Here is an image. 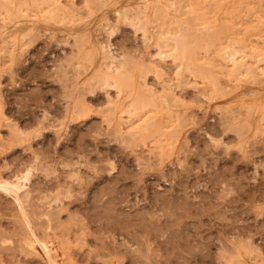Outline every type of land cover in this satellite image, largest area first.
<instances>
[{
	"label": "rangeland",
	"instance_id": "rangeland-1",
	"mask_svg": "<svg viewBox=\"0 0 264 264\" xmlns=\"http://www.w3.org/2000/svg\"><path fill=\"white\" fill-rule=\"evenodd\" d=\"M50 1L0 0V179L32 171L55 260L264 264V0ZM102 64L131 83L102 86ZM139 97L142 120L122 114ZM13 203L0 190V264H48Z\"/></svg>",
	"mask_w": 264,
	"mask_h": 264
},
{
	"label": "bare ground",
	"instance_id": "bare-ground-1",
	"mask_svg": "<svg viewBox=\"0 0 264 264\" xmlns=\"http://www.w3.org/2000/svg\"><path fill=\"white\" fill-rule=\"evenodd\" d=\"M47 1H50V0H47ZM52 1V0H51ZM50 1V2H51ZM89 1H92V0H89ZM53 2H55L54 0H53ZM45 3V2H44ZM47 3V2H46ZM56 3V2H55ZM93 3V2H92ZM3 4V3H2ZM37 4V3H36ZM53 4V3H52ZM52 4H50V5H52ZM12 5V4H11ZM93 5V4H92ZM96 5V4H95ZM98 5V4H97ZM165 5V4H164ZM3 6V5H2ZM159 6V5H158ZM52 7V6H51ZM241 7V6H240ZM166 8V7H165ZM5 9V8H4ZM91 9V8H90ZM94 9V8H93ZM6 10V9H5ZM157 10H158V8H157ZM64 11V10H63ZM159 11V10H158ZM232 11V10H231ZM8 12V11H7ZM65 12V11H64ZM66 13V12H65ZM63 14V13H62ZM156 15V14H155ZM27 17V16H26ZM65 17V16H64ZM52 18V17H51ZM59 18H61L60 16H59ZM67 18H69V17H67ZM165 18H166V15H165ZM7 19V18H6ZM248 19V18H247ZM70 22V21H69ZM53 23H54V21H53ZM72 23V22H71ZM250 25V24H249ZM264 25V24H263ZM248 26V25H247ZM251 26V25H250ZM255 26V25H254ZM249 29V28H248ZM253 29V28H252ZM190 34V33H189ZM191 35V34H190ZM77 38H80V37H77ZM191 38V37H190ZM188 39V37H187V33H181V34H179L178 35V37H176L174 40H175V54H173V57H175V58H178V60L179 59H182L183 60V58H185V56H186V54L188 53L189 54V46L187 45V41H189V39ZM22 40V39H21ZM169 40V38H165L164 39V42H166L167 43V41ZM244 40V39H243ZM25 41H27L26 39H25ZM79 41V40H78ZM189 43H190V41H189ZM247 43V42H246ZM240 43H238V45H239ZM188 46V47H187ZM239 47H241L240 45H239ZM238 49V48H237ZM237 49H233V50H228L227 51V54H228V56H227V60L231 63V64H233V67H239V63H238V58H239V56L240 55H242V52L240 51V49L239 50H237ZM247 49V48H246ZM189 51V52H188ZM80 52V51H79ZM101 52V51H100ZM104 52V51H103ZM192 52V51H191ZM126 54V53H125ZM188 54H187V56H188ZM106 57V59H108V58H112V60H114L115 59V57H114V55H111L110 53H105L104 54ZM160 55H163V53H160ZM122 56V55H121ZM128 56V55H127ZM71 57H72V55H71ZM73 57H75V56H73ZM88 58V57H87ZM194 58V57H193ZM193 58H191V59H193ZM67 59V58H66ZM74 59V58H73ZM104 59V58H103ZM119 59V58H118ZM75 60V59H74ZM91 60H93V58H91ZM121 60V59H120ZM120 60H119V62H120ZM130 60V59H129ZM67 61H68V59H67ZM122 61V60H121ZM69 62V61H68ZM72 62V60L70 61V63ZM128 62V61H127ZM130 62V61H129ZM104 63V62H103ZM127 64V63H126ZM82 65V64H81ZM91 65V64H90ZM118 65V64H117ZM125 66V65H124ZM231 66V65H230ZM254 66V65H253ZM101 67H103V68H105L106 67V70H107V72L106 73H103L102 71L103 70H101V69H103V68H101ZM100 68V70H98V71H96L95 72V79H97L98 80V82L99 83H102L103 85L102 86H104V87H107V86H115V87H117V88H119V89H121V87L123 86V85H127L129 82H130V78H131V74L129 73L128 74V71L126 70V69H124V68H116V66L114 67L113 65H108V66H103V64H102V66H101ZM123 67V66H122ZM233 67H232V69H233ZM72 69V68H71ZM130 69H131V67H130ZM247 69H248V67H247ZM259 69V68H258ZM62 71V70H61ZM232 71V70H231ZM66 72V71H65ZM105 72V71H104ZM63 73V72H62ZM73 73V72H72ZM229 73H230V71H229ZM250 73H252V72H250ZM257 73V72H256ZM228 74V73H227ZM242 74V73H241ZM244 74V73H243ZM66 75V74H65ZM130 75V76H129ZM248 75V74H247ZM251 75L252 74H250V77H251ZM207 76H209V74L207 75ZM260 76V75H259ZM78 77V76H77ZM130 77V78H129ZM214 77V76H213ZM235 77V76H234ZM237 77V76H236ZM254 77V76H253ZM261 77V76H260ZM212 78V77H211ZM231 78V77H230ZM233 78V77H232ZM247 78V77H246ZM80 79V78H79ZM237 79V78H236ZM239 79V78H238ZM250 79V78H249ZM132 80V79H131ZM212 80V79H211ZM240 80V79H239ZM242 80V79H241ZM215 81V80H214ZM255 81V80H254ZM89 82H90V80H89ZM235 82V81H234ZM249 82V81H248ZM67 83V82H66ZM85 83V82H84ZM131 83V82H130ZM250 83H251V81H250ZM255 83V82H254ZM253 83V84H254ZM65 84V83H64ZM261 84V83H260ZM96 85L97 84H95V86L94 87H96ZM125 85V86H126ZM65 86V85H64ZM68 86V85H67ZM70 86V85H69ZM73 86V85H72ZM93 86V85H92ZM91 86V87H92ZM128 86V85H127ZM103 87V88H104ZM237 87V86H236ZM88 88V87H87ZM132 88V87H131ZM233 88V87H232ZM127 89V88H126ZM86 90V89H85ZM96 90V89H95ZM125 90V89H124ZM128 90V89H127ZM134 90V89H133ZM136 92H138V91H136ZM63 94V93H62ZM120 94V93H119ZM131 96V95H130ZM137 96V95H136ZM66 97V96H65ZM143 98H145V97H143ZM66 99V98H65ZM145 100H148V98L146 99L145 98ZM145 100L144 99H142L141 97H139V98H137V100L131 105V107H127V109L126 110H124L123 112H122V114H127V115H129V118H139L140 120H142V116H141V114L145 111V109L146 108H148V106L150 107V105H149V102H148V104H147V101L145 102ZM155 100V99H154ZM65 101V100H64ZM149 101V100H148ZM152 101V100H151ZM110 102V104L109 105H112V107L114 106V104H113V101H109ZM125 102V101H124ZM84 103V102H83ZM132 103V102H131ZM152 103V102H151ZM150 103V104H151ZM153 103H154V101H153ZM153 103H152V106L154 107V105H153ZM156 103V102H155ZM158 103V102H157ZM161 104V103H160ZM84 105V104H83ZM83 105L82 106H79V107H81V109H82V111H83ZM116 105V104H115ZM157 105V104H156ZM151 106V107H152ZM40 107V106H39ZM117 107V106H116ZM48 108V107H47ZM69 108V107H68ZM67 108V109H68ZM132 108H134V111L132 110ZM66 109V108H65ZM85 109V108H84ZM116 108H114V110H115ZM119 109H120V107H119ZM155 109H157V108H155ZM109 110V109H108ZM121 110V109H120ZM113 111V110H112ZM157 111V110H156ZM110 112V111H109ZM146 112V111H145ZM158 112V111H157ZM161 112V111H160ZM110 113H113V112H110ZM66 114H67V112H66ZM154 114H156V113H154ZM68 115V114H67ZM114 115V114H113ZM146 115V114H145ZM152 115V114H151ZM75 117V116H74ZM43 118V117H42ZM70 119V118H69ZM149 119H150V117H149ZM162 119V118H161ZM2 120V119H1ZM47 120V119H46ZM64 120H66V119H64ZM114 120V119H113ZM121 120H123V117L121 116ZM139 120V121H140ZM145 120V119H144ZM148 120V119H147ZM146 120V121H147ZM62 121V120H61ZM149 121V120H148ZM148 121H147V123H148ZM60 122V121H59ZM135 123V122H134ZM151 123V122H150ZM145 125H147V124H145ZM148 125H149V123H148ZM62 126H64V125H62ZM60 127V126H59ZM56 130V129H55ZM58 135V134H57ZM16 136V135H15ZM19 136V135H18ZM17 138V137H16ZM21 139V138H20ZM19 139V140H20ZM23 139V138H22ZM10 140V139H9ZM17 140H18V138H17ZM18 140V141H19ZM26 141V140H25ZM21 142V141H20ZM10 143V142H9ZM7 144H8V142H7ZM21 144H22V142H21ZM11 147V146H10ZM24 172V171H23ZM22 172V174L20 175V176H18L17 178H16V180H6V179H0V190L1 191H3L6 195H8V196H11L12 198H13V202L15 203V205H16V208H14V210L16 209V210H18V212H19V215H20V217H19V219H18V223L20 224V226H19V229L22 231V232H25V233H27V235H28V238L26 239V242H25V244H26V246L28 247V249H27V252L26 251H24V252H26V255H28V256H30L29 258H31V256H38V255H40V253H39V251H38V247H40V249L42 250V252L44 253V255L46 256V258H47V261H48V264H59L58 262H57V259L55 260V258H54V256L56 257H58V255H53L54 254V252L55 251H53L52 249H51V246L49 245V243L50 242H48V241H46V240H44V239H46V238H44V237H42V238H44V239H41L40 238V236L39 235H37V229H34V226H33V223H32V221L33 220H35L34 218V215L36 216V214H33V217H32V214L31 213H29L28 212V210H27V208H26V205H25V201L24 200H26V199H24L23 200V194H24V191H26L25 189L27 188V185H28V183H29V181H30V178H31V175H32V171L31 170H27V171H25L24 173ZM19 175V174H18ZM15 176V175H14ZM62 181V180H61ZM61 184V183H60ZM59 186V185H58ZM27 192V191H26ZM29 196V195H28ZM27 196V197H28ZM35 197V196H34ZM36 199V198H35ZM52 201V200H51ZM30 202H31V200H30ZM35 202V201H34ZM101 202V201H100ZM13 203V204H14ZM56 205V204H55ZM28 206V205H27ZM32 206V205H31ZM30 207V206H29ZM28 207V208H29ZM34 207V206H33ZM53 207H55V206H53ZM85 207V206H84ZM35 208V207H34ZM37 208V207H36ZM47 208V207H46ZM67 209V208H66ZM96 209V208H95ZM15 210V211H16ZM39 210V209H38ZM83 211V210H82ZM31 212V211H30ZM43 212V211H42ZM49 213V212H48ZM48 213H46L47 215H48ZM56 214H57V212H56ZM55 214V215H56ZM102 214V213H101ZM15 215V214H14ZM17 215H18V213H17ZM38 215V214H37ZM45 215V214H44ZM95 215V214H94ZM16 216V215H15ZM39 216V215H38ZM37 216V217H38ZM58 216V215H57ZM104 216V215H103ZM113 216V215H112ZM37 217H36V219H37ZM32 218H33V220H32ZM39 218V217H38ZM103 218V217H102ZM113 218V217H112ZM60 219V218H59ZM58 219V220H59ZM92 220H94V219H92ZM102 220V219H101ZM105 220V219H104ZM91 221V220H90ZM113 221V220H112ZM47 222H48V220H47ZM94 222H95V220H94ZM17 223V222H16ZM34 223H35V221H34ZM61 223V222H60ZM63 223H65V222H63ZM68 223V222H67ZM102 223H104V222H102ZM143 223V222H142ZM154 224V223H153ZM49 225V224H48ZM102 225V224H101ZM96 226V225H95ZM110 226V225H109ZM100 227V226H99ZM108 227V226H107ZM8 228H10V225H8ZM40 228V227H39ZM54 228V227H53ZM156 228V227H155ZM14 229H16L17 230V226H15V228H13V230ZM48 229V228H47ZM102 229V228H101ZM12 230V231H13ZM35 230H36V232H35ZM54 230V229H53ZM83 230V229H82ZM52 231V230H51ZM75 231V230H74ZM138 231V230H137ZM160 231V230H159ZM53 232V231H52ZM61 233V232H60ZM64 234H66L65 232H64ZM128 234V233H127ZM151 234V233H150ZM17 235V234H16ZM15 235V236H16ZM29 235H31L30 237H29ZM42 235V234H41ZM83 235V234H82ZM88 235V234H87ZM26 236V235H25ZM39 236V237H38ZM47 236V235H46ZM27 237V236H26ZM62 237V236H61ZM94 237V236H93ZM55 238V237H54ZM49 238H47V240H48ZM56 239V238H55ZM59 239V238H58ZM126 239V238H125ZM2 240V239H1ZM103 240V239H102ZM62 242H64L63 240H61ZM114 241V240H113ZM66 242V241H65ZM68 243V240H67V242L65 243V244H67ZM70 243V242H69ZM97 243V242H96ZM108 243V242H107ZM99 244V243H98ZM61 245V244H60ZM106 245V244H105ZM97 246V245H96ZM128 246V245H127ZM106 247V246H105ZM108 247V246H107ZM111 247V246H110ZM123 247V246H122ZM3 248V247H2ZM59 248V247H58ZM14 249V248H13ZM16 249H18V248H16ZM20 249V248H19ZM101 249V248H100ZM105 249V248H104ZM108 248H106V250H107ZM122 249V248H121ZM8 250V249H7ZM8 251H10V250H8ZM112 251V250H111ZM19 252V251H18ZM13 254V253H12ZM56 254H58V253H56ZM101 254V253H100ZM105 254V253H104ZM107 254V253H106ZM77 255V254H76ZM18 256V255H17ZM128 256V255H127ZM7 257H10V256H7ZM12 257V256H11ZM68 255H67V259H68ZM18 258V257H17ZM23 258V257H22ZM104 258V257H103ZM110 258H111V256H110ZM0 259H1V253H0ZM6 259V258H5ZM34 259V258H33ZM7 260V259H6ZM31 260V259H30ZM71 260V259H70ZM1 261V260H0ZM11 261V260H10ZM13 261V260H12ZM45 261H46V259H45ZM59 261V260H58ZM66 261H68V260H66ZM138 261V260H137ZM65 262V261H64ZM11 263H13V262H11ZM17 263V262H16ZM70 263V262H69ZM73 263V262H72Z\"/></svg>",
	"mask_w": 264,
	"mask_h": 264
}]
</instances>
